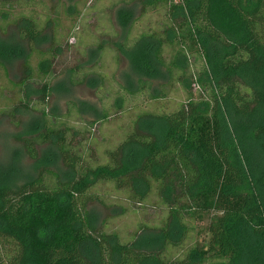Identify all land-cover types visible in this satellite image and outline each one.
Returning a JSON list of instances; mask_svg holds the SVG:
<instances>
[{
  "label": "trees",
  "instance_id": "trees-1",
  "mask_svg": "<svg viewBox=\"0 0 264 264\" xmlns=\"http://www.w3.org/2000/svg\"><path fill=\"white\" fill-rule=\"evenodd\" d=\"M44 1L0 0V29L13 24L29 43L22 77L12 83L16 108L38 110L42 121L17 135L32 159L29 173L0 174V264H264V0H120L162 13L158 29L141 39L155 42L167 80L156 93L143 78L134 89L119 83L111 107L121 110L136 95L164 99L174 85H192L197 96L170 112L139 114L159 121L160 130L140 132L138 121L103 163L70 142L69 123L48 108L61 48L54 36L51 48H38L52 21L36 12ZM0 47L6 72L11 50L4 40ZM120 49L133 59V47ZM80 70H68L73 85L85 81ZM100 77L98 89L109 99ZM109 110H97L90 124L109 118ZM41 147L56 149L57 164ZM100 183L162 210L158 224L140 221L122 235L93 223L89 204Z\"/></svg>",
  "mask_w": 264,
  "mask_h": 264
},
{
  "label": "rangeland",
  "instance_id": "rangeland-1",
  "mask_svg": "<svg viewBox=\"0 0 264 264\" xmlns=\"http://www.w3.org/2000/svg\"><path fill=\"white\" fill-rule=\"evenodd\" d=\"M126 4H120V0H45L35 8L41 19L50 17L52 20L38 48H51L54 45L53 36L61 48L55 62L57 76L48 108L69 123L71 129L66 131L68 140L84 151L85 155L102 163L109 161L104 152L121 142L138 121L140 132L160 130L159 121L140 119L139 114L144 111L170 112L186 98L197 96L192 85L190 90L183 85H174L164 99L150 100L146 94L136 95L126 99L121 110L111 107L115 104L119 83L134 89L138 80L143 78L151 82V92L156 93L167 80L165 69L155 57V42L147 37L141 39L142 34L158 29L162 13H144L140 6ZM18 11L29 14L31 8H16L13 13ZM56 23L60 28L58 33L54 31ZM0 40H4L5 46L8 44L11 50L8 57L3 59L6 72L0 68V174L8 175L13 169L29 173L32 159L24 151L17 135L39 129L41 115L38 110L23 111L16 108L18 94L12 84L22 77L23 53L28 50L29 43L19 37L18 28L13 24L5 32L0 29ZM121 46L133 47L129 51L133 59L122 53ZM170 53L171 49L167 47L166 58H169ZM37 61L38 58L34 56L33 64L36 65ZM71 68L81 69L80 73L87 74L83 83L73 85L70 82L68 70ZM100 76L106 79L104 87H108L106 91L112 94L109 99H103L104 95L98 89L102 83ZM77 105L79 112L76 111ZM105 108L110 109V117L90 124L97 119L96 111ZM65 128L62 127L63 130ZM43 148L38 151L41 153L43 150L46 158L57 164L56 149ZM135 150L132 148V151ZM130 156L131 160L134 154ZM58 168L65 171L61 163H58ZM95 191L97 198L89 204L90 215L93 223L102 225L103 230H118L125 235L136 229L140 221L156 225L162 217L160 209L148 210L143 205L128 202L114 190L112 184L100 183ZM202 227L199 224L198 230ZM145 233L149 242L155 240L152 238L154 234Z\"/></svg>",
  "mask_w": 264,
  "mask_h": 264
}]
</instances>
